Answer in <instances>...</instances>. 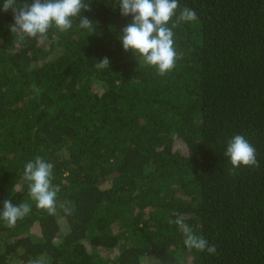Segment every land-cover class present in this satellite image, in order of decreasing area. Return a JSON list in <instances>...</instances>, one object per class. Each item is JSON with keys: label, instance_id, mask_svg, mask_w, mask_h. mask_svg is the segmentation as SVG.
<instances>
[{"label": "trees", "instance_id": "1", "mask_svg": "<svg viewBox=\"0 0 264 264\" xmlns=\"http://www.w3.org/2000/svg\"><path fill=\"white\" fill-rule=\"evenodd\" d=\"M179 2L197 21L175 30L164 76L124 51L132 17L115 0H90L94 32L74 20L43 42L17 40L0 11V209L32 205L14 227L0 220V264H264V0ZM236 134L258 168L233 171ZM36 156L54 164L56 215L22 179ZM177 215L215 255L184 246Z\"/></svg>", "mask_w": 264, "mask_h": 264}, {"label": "clouds", "instance_id": "2", "mask_svg": "<svg viewBox=\"0 0 264 264\" xmlns=\"http://www.w3.org/2000/svg\"><path fill=\"white\" fill-rule=\"evenodd\" d=\"M123 17H132L131 23L121 31L119 39L125 52L131 51L139 56L148 66L154 67L161 76L176 67L179 56L174 47L175 30L183 24L197 21L195 10L181 6L179 0H115ZM0 11H11L13 24L9 30L17 40L34 38L37 42L47 40L53 28L64 32L78 21L80 29L94 32L96 25L84 12H90V0H32L20 3L19 0H3ZM110 60L104 57L95 63L98 70L108 69ZM225 157L233 171L240 167H259L255 147L244 135L236 134L227 141ZM54 164L40 156L24 165L22 179L27 182L28 195L38 209L48 215H56L58 208L59 186L53 184ZM59 208L65 215H71L74 206L71 201L59 202ZM32 205L27 202L13 204L11 199L4 200L0 209V220L8 227L29 215ZM169 224H175L184 236L183 244L189 250L216 254V246L210 245L202 235L194 232L186 223L184 215H177ZM29 264H42V261H29Z\"/></svg>", "mask_w": 264, "mask_h": 264}]
</instances>
